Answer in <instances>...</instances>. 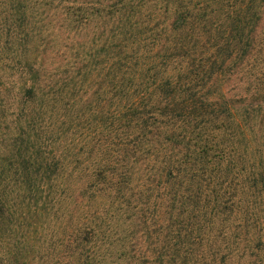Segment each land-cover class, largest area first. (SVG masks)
<instances>
[{"label":"trees","instance_id":"obj_1","mask_svg":"<svg viewBox=\"0 0 264 264\" xmlns=\"http://www.w3.org/2000/svg\"><path fill=\"white\" fill-rule=\"evenodd\" d=\"M0 264H264V0H0Z\"/></svg>","mask_w":264,"mask_h":264}]
</instances>
